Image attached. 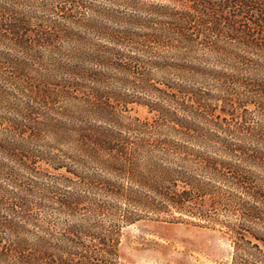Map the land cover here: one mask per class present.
Wrapping results in <instances>:
<instances>
[{
    "label": "trees",
    "instance_id": "1",
    "mask_svg": "<svg viewBox=\"0 0 264 264\" xmlns=\"http://www.w3.org/2000/svg\"><path fill=\"white\" fill-rule=\"evenodd\" d=\"M252 104L264 0H0V264H122L135 209L219 223L229 264H264Z\"/></svg>",
    "mask_w": 264,
    "mask_h": 264
},
{
    "label": "rangeland",
    "instance_id": "2",
    "mask_svg": "<svg viewBox=\"0 0 264 264\" xmlns=\"http://www.w3.org/2000/svg\"><path fill=\"white\" fill-rule=\"evenodd\" d=\"M156 1L168 2V0ZM248 111L252 118L251 124L264 129V110L252 104L248 107ZM245 114L244 112L243 115ZM132 115L141 119L152 117L147 109L142 107H136ZM239 121H243L240 116L232 119L231 123ZM251 146L255 147V145ZM247 168L264 177L263 168L250 165ZM226 209L222 213H228V216L219 215V219L225 223L235 219V216ZM135 211L143 219L122 229V264L230 263L232 240L226 233V227L221 224L188 215L181 216L179 213H175L178 218L174 220L169 214L158 215L142 209Z\"/></svg>",
    "mask_w": 264,
    "mask_h": 264
}]
</instances>
